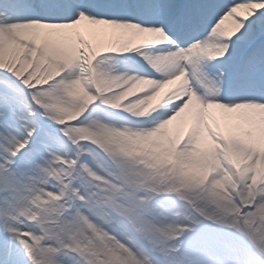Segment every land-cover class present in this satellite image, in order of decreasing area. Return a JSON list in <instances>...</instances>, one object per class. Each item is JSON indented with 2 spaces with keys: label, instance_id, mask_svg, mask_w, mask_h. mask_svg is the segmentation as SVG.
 Returning <instances> with one entry per match:
<instances>
[{
  "label": "snow or ice",
  "instance_id": "1",
  "mask_svg": "<svg viewBox=\"0 0 264 264\" xmlns=\"http://www.w3.org/2000/svg\"><path fill=\"white\" fill-rule=\"evenodd\" d=\"M96 7L68 0L0 2V264H92L86 255L88 246L72 250L59 230L48 226V218L71 221L82 210L75 193L83 194L82 173L86 168L112 171L110 161L102 158L98 150L81 154L69 137V126L48 118L46 108L55 105L42 107L38 96L42 89L31 86L35 74L30 72L38 61L47 57L63 59L73 69L81 49L113 54L117 51L114 45L121 42L144 45L166 41L161 45H171L176 49L173 52L182 55L193 89L199 84L204 96L192 89L195 95L191 99L185 96L163 112L141 119L153 126L138 130L127 127L126 131L145 137L147 142L169 136V147L191 142L194 137L190 133L197 124H211L231 140L255 122L259 111H264V87L254 98L226 103L221 99L223 81L219 77L210 79L206 71L209 62L228 56L239 36L237 44L243 46L251 74L254 76L257 70L264 73V0H204L199 4L144 0L113 18L95 12ZM83 22L114 31L94 33L106 42L98 50L79 31H70L77 30ZM226 22H231V29L225 27ZM170 23L186 30L202 26L203 38L183 47L173 39ZM20 24L34 27L27 33H14V26ZM60 79L66 89L72 88V79ZM54 86L56 81L45 87ZM25 97H30V103L24 104ZM38 117L58 125L63 139L37 141ZM166 120L170 123L162 129ZM183 125H190V129L180 136L178 129ZM212 142L207 136L205 143ZM50 143L58 148L50 147ZM57 200L58 206H52ZM169 204L174 214L162 212V206L157 205L140 215L130 211L123 222L125 229L135 233L136 244L117 239L128 248L135 264H259L258 255L264 253V197L235 209L242 212L248 227L246 231L228 228L234 238L227 240L200 233L192 227L191 215L181 222L182 199ZM180 232L184 234L178 236ZM189 236L193 239L189 240ZM98 238L103 236L98 234ZM225 243L229 258H225Z\"/></svg>",
  "mask_w": 264,
  "mask_h": 264
},
{
  "label": "clouds",
  "instance_id": "2",
  "mask_svg": "<svg viewBox=\"0 0 264 264\" xmlns=\"http://www.w3.org/2000/svg\"><path fill=\"white\" fill-rule=\"evenodd\" d=\"M33 27L15 25L14 33H27ZM162 43L167 42L114 45L115 54L131 52L140 57L134 68L123 66L107 53L81 49L73 69L63 59L47 57L34 64L30 72L35 74L31 86L42 89L38 93L40 105H55L46 108V115L56 124L69 126L75 149L81 154L98 150L102 158L110 161L111 172L100 167L98 171L86 168L82 173L83 194L75 193L82 210L71 221H62L57 216L48 218V226L58 229L72 250L80 251V245L88 246L86 255L92 264H135L128 248L117 239L136 244L135 233L125 229L123 223L130 211L140 215L161 205L162 212L174 214L169 202L180 198L184 201L179 208L181 222L191 215L192 227L197 230L235 227L246 231L244 216L235 209L264 197V174L257 176L253 170L255 159L244 164L235 159L248 160L254 156L239 140L229 146L210 133L212 141L222 146L202 158V174L193 177L184 174L178 166L143 153L135 142L145 137L131 135L127 127L118 126L103 115L116 117L123 113L141 120L163 112L185 96L191 99L195 95L182 55L150 48ZM24 58H28L27 54ZM153 73L160 78H155ZM61 77L73 80L70 90L63 86ZM53 81H56L54 88L45 87ZM166 88L168 91L163 92ZM169 123L164 121L161 128ZM189 143L176 148L177 159L185 155ZM58 204L59 200L52 206ZM183 234L180 232L178 236ZM258 261L264 264V253L258 255Z\"/></svg>",
  "mask_w": 264,
  "mask_h": 264
},
{
  "label": "bare ground",
  "instance_id": "3",
  "mask_svg": "<svg viewBox=\"0 0 264 264\" xmlns=\"http://www.w3.org/2000/svg\"><path fill=\"white\" fill-rule=\"evenodd\" d=\"M81 1L82 3L87 2L96 5L97 7L94 9V11L97 13H100L101 11L105 10L107 7H111V6H113L111 8L112 11L115 10L116 8L120 9L123 7H129V5L124 6L117 3V0H81ZM113 1L114 3L112 5L105 6V3L113 2ZM118 1H123V0H118ZM139 1L140 3L144 2V0H139ZM182 1L183 0H181V2ZM187 2H190V0H187ZM226 25H227L225 26L226 28L227 27L229 29L232 28L231 22H226ZM70 31L73 32L79 31L80 35L85 40L91 43L94 48H97L99 50L106 44V42L102 39V37L94 35V33L111 32L114 30L108 29L106 28V26L90 25L87 22H83L80 26H78L77 30H70ZM183 32L187 33V30L184 29ZM242 35L243 32L241 33V36ZM237 38L240 39L239 36ZM233 50L235 51L234 48ZM236 54L238 53L229 52L228 55L232 56ZM105 55L115 57L125 67L134 68L137 66V61L140 60V57L136 53H126V54L113 53V54H105ZM228 69L229 67L225 66V69L223 70L224 72H222L223 75L222 76L219 75L220 76L219 78L224 79V75L227 74ZM207 73L210 77V72L208 71V69H207ZM247 73L251 74L248 67L244 64L241 73H239L236 78L235 85L231 86V89L229 91L231 92L228 97L230 99L229 102H239L241 98L251 96L250 92H246V88H245L246 84L248 83L247 81L248 79L247 80L245 79V75H247ZM152 75L154 77H158L156 76L155 73H153ZM257 75L264 77L263 73H261L259 70L256 71L254 76L251 75L250 77H256ZM229 76L230 75H226V77ZM223 83H225L226 85L228 82L226 80V82ZM260 85L264 87V80L260 82ZM167 91H168L167 88L163 90V92H167ZM19 94L22 96L24 95L23 92H19ZM24 102L26 104L30 103V97H25ZM100 111H101L100 109H97V112ZM103 115L106 116L111 122L116 123L118 126L122 125L128 128H132L134 130H138L141 128H149L153 126L147 121L135 120L131 117H128L127 114H123V113H121L119 116L116 117L111 116L109 113H103ZM167 115H171V112H167ZM165 118L167 117L165 116ZM37 119L41 131L44 130L51 131L52 133L55 134V136L53 137L63 139L61 134H59V132L61 131L58 125H56L52 121L40 117H38ZM189 129H190V125H183L178 129V134L180 136H183L189 131ZM210 133H216L218 138L220 140H223L224 143L229 146L233 143V141L236 140L242 142L244 147L250 150L254 154V156H250L248 160H243L240 157H235V159H237L239 163L244 164L250 162L254 158L255 163L253 164V170L256 172L257 176L264 174V111H259L257 116L255 117V122L251 124V126L248 129L242 131L239 136L233 137L231 140L221 135L217 131V129L211 124L194 125L190 133V135H192L194 138L189 143L185 155L180 159H177L175 155L176 148L179 145H175L174 147H169V141L172 139L169 136H165L162 140L157 142H147L146 140H140L135 143H136V147L140 149L143 153H148L153 155L154 157H158L167 164L178 166L184 174L195 177L202 174V158L206 154L213 152L216 148L222 146L219 143H214V142H212L211 145L205 143L207 141V136L210 137Z\"/></svg>",
  "mask_w": 264,
  "mask_h": 264
},
{
  "label": "rangeland",
  "instance_id": "4",
  "mask_svg": "<svg viewBox=\"0 0 264 264\" xmlns=\"http://www.w3.org/2000/svg\"><path fill=\"white\" fill-rule=\"evenodd\" d=\"M202 38H203V36L201 35L198 39H202ZM233 48L235 49V51L234 50L231 51L233 53H238V52L243 50V46H241V45L233 44ZM24 104H26V103L24 102ZM24 104H22V107H24ZM59 134H61V132H59ZM53 136H55V134L52 133L51 131H47V130L41 131V129H40V132L37 135V141H39L41 139L47 140L48 138L53 137ZM49 146L53 147V148H58L57 145L51 144V143L49 144ZM199 232L200 233H211V234H213V235H215L217 237L224 238L225 240H227L228 238H234V234L230 233L229 230H227V229L219 230V229H214V228L213 229L201 228L199 230ZM188 239L191 240V239H193V237L189 236ZM223 247H224V250H225V258H229L230 254H228V245H227V243H225L223 245Z\"/></svg>",
  "mask_w": 264,
  "mask_h": 264
}]
</instances>
